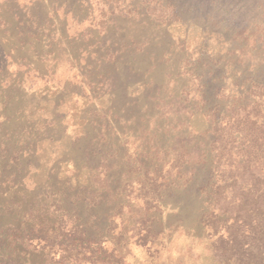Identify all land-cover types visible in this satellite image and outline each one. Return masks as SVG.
<instances>
[{
    "label": "rangeland",
    "instance_id": "obj_1",
    "mask_svg": "<svg viewBox=\"0 0 264 264\" xmlns=\"http://www.w3.org/2000/svg\"><path fill=\"white\" fill-rule=\"evenodd\" d=\"M19 1L0 13V264H225L207 131L264 84V0ZM43 224L87 238L17 239Z\"/></svg>",
    "mask_w": 264,
    "mask_h": 264
},
{
    "label": "trees",
    "instance_id": "obj_2",
    "mask_svg": "<svg viewBox=\"0 0 264 264\" xmlns=\"http://www.w3.org/2000/svg\"><path fill=\"white\" fill-rule=\"evenodd\" d=\"M246 94L257 98H247L221 120L213 114L211 130L207 131L214 133L210 143V150L214 151L211 167L217 172V177L209 180L208 193L212 204L224 202L226 207L222 205L218 213H206L203 221L218 235L214 248L225 264H264V186H260L258 177L264 172V84L253 82ZM239 139L241 143L237 142ZM226 191L231 192L225 195ZM220 224L229 229L228 237L219 234ZM22 228H26L25 234L17 235V239L23 244L37 241L41 248L78 247L87 238L78 226L68 233L44 224ZM13 229L20 230L18 226ZM0 242H5L4 238ZM2 264L23 263L8 254Z\"/></svg>",
    "mask_w": 264,
    "mask_h": 264
},
{
    "label": "crops",
    "instance_id": "obj_3",
    "mask_svg": "<svg viewBox=\"0 0 264 264\" xmlns=\"http://www.w3.org/2000/svg\"><path fill=\"white\" fill-rule=\"evenodd\" d=\"M33 2V1H32ZM34 3V2H33ZM33 3H25V2H20L19 0H15V4L18 8L22 9V10H27L28 7H30ZM9 2H7V0H0V13H3V12H12L11 9L9 8L8 6ZM24 6V7H23ZM4 13V14H5ZM18 18V17H17ZM17 18H14L15 22H17L19 19ZM69 60H71L70 57H68ZM0 64H1V60H0ZM54 73V72H53ZM52 73V75H53ZM45 76H47V74H45Z\"/></svg>",
    "mask_w": 264,
    "mask_h": 264
}]
</instances>
